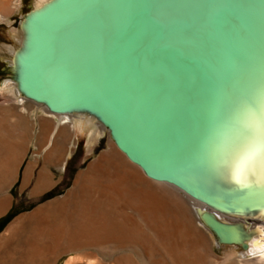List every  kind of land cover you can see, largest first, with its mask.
<instances>
[{"label": "bare ground", "instance_id": "bare-ground-1", "mask_svg": "<svg viewBox=\"0 0 264 264\" xmlns=\"http://www.w3.org/2000/svg\"><path fill=\"white\" fill-rule=\"evenodd\" d=\"M52 1L35 0L31 13L22 16L18 46L0 44V57L17 75L6 88L18 102L58 117L55 126L40 119L36 153L62 122L66 127L93 123L112 139L96 114L51 111L22 91L20 57L28 52L29 39L24 25ZM13 3L0 0V22L12 24L9 15L19 8L17 3L13 10ZM223 5L214 68L205 79L200 121L189 143H170L152 155L155 176L113 140L114 148L79 172L67 193L9 223L0 233V264H56L69 253L75 257L64 264H264V0ZM32 127L14 107H0V216L12 204L9 190L28 153ZM64 144L52 143L45 163L60 161ZM35 167L36 161L27 163L23 188ZM53 184L44 166L31 193L39 195ZM197 221L216 235L221 255Z\"/></svg>", "mask_w": 264, "mask_h": 264}, {"label": "water", "instance_id": "water-1", "mask_svg": "<svg viewBox=\"0 0 264 264\" xmlns=\"http://www.w3.org/2000/svg\"><path fill=\"white\" fill-rule=\"evenodd\" d=\"M224 1L54 0L24 25L22 91L51 111L96 114L156 176L152 155L198 127Z\"/></svg>", "mask_w": 264, "mask_h": 264}, {"label": "rangeland", "instance_id": "rangeland-1", "mask_svg": "<svg viewBox=\"0 0 264 264\" xmlns=\"http://www.w3.org/2000/svg\"><path fill=\"white\" fill-rule=\"evenodd\" d=\"M34 1L35 0H21L19 4L17 0H13L14 3L11 5V8L14 10L17 3L19 8L9 15V19L12 22L11 25L0 22V44L18 46L16 42V37L19 35L17 29L19 28L22 16L31 13ZM12 71L13 69L0 57V107H14L17 112L25 115L28 120H30L33 127L31 136L28 139V143H30L28 153L24 157L22 165L19 168V177L9 190L12 197V204L8 211L0 216V233H2L9 223L18 215L29 212L35 207L67 193L72 188L79 172L84 171L90 162L97 159L102 153L109 151L110 148H114L112 144L113 139H111L108 131L105 130L98 133L96 131V125L93 123L91 125L86 123L87 125L85 124L82 126L78 124H68L66 127L62 122L60 126L54 127L55 123L58 121V117L48 114L46 111H43L42 107L31 102L25 100L18 102V99H16L13 93L5 86L7 85V81L10 82V80H14L17 76L16 73ZM43 117L51 119L54 122V126L50 131L46 146H44L39 153H36L38 151L37 143H40L38 138L40 132L39 122ZM62 126L65 127V129L62 131L58 130L62 128ZM52 143H65L64 145L67 152L60 161L47 164L44 161V155ZM30 161H36V167L34 168V174L30 184L23 188V172L27 163ZM44 166L49 170L54 184L50 189L39 195H32L31 190L37 181L38 173ZM247 217H249L247 218L248 220L254 218L250 216ZM196 225L210 237L212 241V250L221 255L223 249H220V251L216 249V235L213 236L211 231L204 230L198 221ZM72 256L75 257L72 253L62 255L56 261V264H64L65 261Z\"/></svg>", "mask_w": 264, "mask_h": 264}]
</instances>
